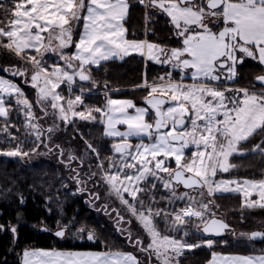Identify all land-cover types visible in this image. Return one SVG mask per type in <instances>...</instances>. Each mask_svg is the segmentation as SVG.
Here are the masks:
<instances>
[{
  "label": "snow or ice",
  "instance_id": "1",
  "mask_svg": "<svg viewBox=\"0 0 264 264\" xmlns=\"http://www.w3.org/2000/svg\"><path fill=\"white\" fill-rule=\"evenodd\" d=\"M140 3L145 4V0H140ZM145 6L159 8L171 18L176 34L183 38L181 48H172L169 54L147 40L126 39L127 29L123 21L128 14V0L0 2V48L18 57L27 50H35L41 55V49L45 52L61 50L65 67L53 66L51 72L41 67V60L36 56L27 58L38 69L31 75L32 84L38 89L37 103L48 102L50 99L51 107L59 109L60 118L65 121L68 120L67 112L81 120L95 121L93 112L105 118L102 120L106 128L105 135L119 138L120 141L112 145L114 152L119 155V163L110 160L105 170L104 161H100L97 167L102 172L101 178L150 237V242L144 245L139 237L133 241L129 231V242L146 253L149 259L154 255L159 264H179L178 258L184 249L202 245L162 235L154 220L162 213L145 208L144 201L138 199L137 193L144 191L139 187V182L149 177L156 178L170 191V202L172 199L187 198V207L175 213H163L166 221L169 216L173 217V231H179L186 220L192 218L200 219L204 233L220 235L229 229V225L222 220L207 218L214 217L215 213L211 207L213 201L209 199L205 202L204 197H212L217 192L241 190L236 180L216 181L214 178L218 172L230 171L233 165H230L229 158L237 153V146L241 142L264 134V75L255 78L261 84L259 90L241 88L221 91L209 84L218 82L221 76L217 73L224 69L228 73L227 79H234L237 76V65L243 64L246 58H252L264 66V0H199V3L196 0H147ZM206 18L215 21L218 31L208 27ZM80 22H83V31L79 40L74 42L73 26ZM45 39L47 44L44 43ZM53 41H58L55 48L52 47ZM70 44L74 45L76 51L71 56H64L62 50ZM145 49L148 58L157 63H171L175 68L191 70L193 83L175 82L170 73L159 78L161 81L167 80L166 83L149 84L145 78L138 87L147 90L144 101L148 107H137L132 100L109 98L103 109H88L87 113L74 111V105L83 104L81 95H77L74 100L68 99L67 109L60 103L64 97L56 89L61 83H68L71 89L76 76L81 81L91 80V65L99 66L102 61L114 57L123 59L132 52L143 55ZM237 53L241 55L237 57ZM161 55L166 58L161 60ZM15 74L24 75V72L17 69ZM226 92L235 95L228 97ZM12 93L22 95L18 85L0 77V116L5 118L8 110L3 106V95ZM17 103L28 109L32 107L27 99L18 100ZM130 109L134 112H130ZM152 111L155 119L148 122L145 117ZM27 115L31 117V111ZM117 125H126V130L120 131ZM29 126L36 133L37 141H40L41 132L37 125ZM48 131L52 132L53 129L49 128ZM131 138H137L139 142L132 144ZM189 146L196 148L190 159L185 155V149ZM87 147L99 157L91 144ZM251 151L264 156V140ZM2 154L9 157L28 156L19 145ZM75 159V156L69 157V161ZM168 160H174L175 169L164 166ZM160 172L167 173L168 178L159 176ZM95 175L91 173V176ZM75 179L77 183H82L79 174ZM174 184L197 190L200 201H195L187 192L176 195ZM232 184H237V188H230ZM243 184L258 190L259 194V201H251L247 206L264 208V179L244 180ZM78 190L84 191L83 188ZM125 193L131 197V203L124 198ZM244 195L247 197L250 193L244 190ZM93 198L99 199V196L93 194ZM20 200L23 203L22 196ZM194 203L199 204V210L193 207ZM113 211H116L117 223L124 221L118 210ZM126 222L130 224L131 219ZM196 227L200 229L199 224ZM67 228L68 225H64L55 235L64 237ZM0 230H3L2 225ZM10 231L16 233L17 229L13 226ZM77 231L86 232L89 241L96 239L95 233L86 228ZM240 235L246 236L249 241L264 239V232L261 231ZM204 244L211 248L214 241L207 239ZM105 248L107 250L104 251L26 249L22 253V264H141L132 253L113 251L107 245ZM209 264H264V255H220L213 252Z\"/></svg>",
  "mask_w": 264,
  "mask_h": 264
},
{
  "label": "trees",
  "instance_id": "2",
  "mask_svg": "<svg viewBox=\"0 0 264 264\" xmlns=\"http://www.w3.org/2000/svg\"><path fill=\"white\" fill-rule=\"evenodd\" d=\"M1 2H6V0H2ZM145 13V8L140 3V0H130V11L126 20L128 35L130 37L141 38L147 30V38L163 47L172 48L182 44L181 37L176 34V29L166 13L155 8L150 9L147 28L144 18ZM20 65L21 63L18 61L16 55L0 48V73L14 76V79L19 81L26 91L27 96L34 101L36 100V94L32 92V87L23 79L18 78L17 74L11 73L13 69H20ZM5 68L8 71H4ZM169 68V66L163 63L151 61L145 65L143 57L137 55H132L123 60H110L98 67H90L93 77L92 81L95 82L93 84L97 85L96 90H103L104 92L111 90L114 93L116 89L123 88L119 90L120 94L132 95V97L135 95L132 89L141 85L144 74L148 78H151V76L162 75ZM263 71V67L258 61L249 58L240 65V77L232 81L231 84L250 88L261 86L255 82V76ZM101 93L103 92H99L97 95H86L87 104L91 105L93 109L97 107L102 108L105 105L107 97ZM137 102L144 104V99L138 98ZM8 106L10 107L8 108L7 118H0V135L3 133L2 128L9 127V125H13L12 129L15 133L23 135L25 119L22 116V107L14 104L13 101L9 102ZM96 115V120L91 123L92 126L86 125L79 120L77 124L84 131L86 127L88 130H91L89 138L99 148V155L105 158L106 155H110V152L113 151L110 144L113 139L104 135V123L99 120L101 118L100 114L96 113ZM16 128H19V131ZM70 132L76 133V125L71 124V126L64 129L61 135L71 137L72 134ZM249 145V143L243 144L245 150L251 149ZM31 146L28 145L27 147L31 148ZM245 153V155L238 154L232 157L231 162L234 164L232 168L233 174L242 177L261 178L264 175V156H261L259 153H253L251 150ZM65 174V171L60 167L58 168L57 164H50L46 159L42 160L41 164H35L33 168L26 163L16 161V158L15 160H10L7 164L0 160V225L3 226V230H0V264H21L23 250L29 246L59 247L64 249L90 246V244L62 242L51 233L41 232L37 227L41 223L42 218L53 222V219L59 215V210H56V207L60 204L66 203L65 207L63 206V211L65 210L66 215H69L75 212L74 202L76 199V207H81L79 213L76 210L77 218H80L87 209L83 198L75 197L74 185L72 187L61 188L59 175L63 178ZM233 174L229 173L226 175ZM73 180L76 182L75 178ZM169 195H171L170 191L165 189L160 183L159 188L156 190V200H159L160 196L170 197ZM21 196L23 197V203L20 200ZM59 196L61 199H58ZM47 199H49L48 206L54 211L53 215L47 214L44 206ZM59 201H61L60 204ZM163 203L167 204V202ZM184 204V201L178 200L172 207V211L181 209ZM158 205L162 206L163 204L158 203ZM216 205L218 213H223V217L238 224L241 228L252 229L260 224H264V208H250L246 206L240 194L219 195ZM91 217L94 218V215L92 214ZM160 218H157V222L159 228L164 229V231L162 230L164 233L166 227L163 228L162 225L165 222ZM16 224L19 225V228H17ZM9 226H16L17 237L15 233L12 234L10 232ZM201 234L204 238L207 237L203 233ZM189 240H191L190 236ZM201 245V247L193 248V250H187L181 256L182 264H208L213 251L229 253L264 252V245L251 246L247 240L219 239L211 248L206 244ZM137 253L141 264H157L152 258L149 259L146 253L143 255L139 252Z\"/></svg>",
  "mask_w": 264,
  "mask_h": 264
},
{
  "label": "rangeland",
  "instance_id": "3",
  "mask_svg": "<svg viewBox=\"0 0 264 264\" xmlns=\"http://www.w3.org/2000/svg\"><path fill=\"white\" fill-rule=\"evenodd\" d=\"M197 3H199V0H196ZM145 8V7H144ZM146 11V9H145ZM147 17H150L149 13L146 11L145 13V25L147 28ZM83 22H80L78 25H74V30L79 29L82 26ZM79 31V30H76ZM213 31V30H212ZM78 35V33L76 32L75 37ZM141 38H147V36L144 34L143 37ZM183 38L181 37V40ZM149 40V39H148ZM151 41V40H149ZM152 43H154L153 41H151ZM156 44V43H154ZM161 46V45H160ZM183 46V44H181V46H177L176 48H181ZM53 47V46H52ZM55 48V47H54ZM63 55L64 56H70V52H68L66 49L62 50ZM41 53H43L42 55L40 53L35 52V50H29L26 51L24 54H22V56L18 57V61L21 63V65L19 66V70L24 72V75H18V78L23 79L25 82H27L31 87H32V92L36 94V100L32 101L26 94V91L23 89L22 85L20 84L19 81H16L14 79V76H9L3 73H0V77L9 80L10 82L16 84L19 86L22 95H17L16 93H12L11 95L9 94H4L3 95V99H4V107L8 110V108L10 106L9 102H14V104L19 105L20 107H22V116L25 119V126H24V134L21 135L16 132L13 131V125H9V127H3L2 128V134L0 135V140H1V144H0V160H2V162H6L9 163L10 160H15L19 161V162H23L28 164V166L30 165L31 168H33V166L35 164H41V161L46 159L45 155L46 152L44 151V139H45V135L48 133V129L52 128L53 131L55 132H50V134H62L65 128H68L69 126H71V124L76 125V133H72L70 132V134L74 135L76 134V136H79L80 139V146L82 144V147L79 149H76V152H79V158H80V163L81 161L83 163H81V168L80 170H76V177L77 174H79V179L82 181V183H77L76 180V188L78 186V184L81 185H90L91 183H103V190L106 192V197L105 199H107V197L114 195L113 197L116 199H119L115 194L111 193L109 190L107 191L106 189H109V186L102 180V172L101 170L96 167L95 168H91L92 166V159L94 158V156H96L94 153L91 152L90 149H88L87 145L91 144L92 146H94L95 144L93 143V141L89 138L91 130H88L86 127V130L84 131L83 129H81L80 127H78V120L81 121L82 123H85L86 125H90L92 126V122H94L93 120H81L79 117H73L71 112H67L68 115V120L65 121L63 119L60 118V113H59V109H53L51 107V101L49 99L48 102H43V103H37L38 100V89L36 87L33 86L32 81H31V75L35 72L38 71V69L36 68V66L27 58L29 56H36L37 59L41 60V67L47 69L48 72H51L53 66H59V67H65V61L63 59H61V50H57V51H47L45 52L43 49H41ZM241 54L237 53V57H239ZM143 61L145 63V65H147L149 63V59H145L143 57ZM156 63V61H152ZM75 63V62H74ZM237 69V67H236ZM69 72L72 71V69H67ZM16 69L11 70V73H15ZM89 72L91 75V80L89 81H81L79 79V77H75L74 78V82L71 85V89H69V85L68 83H61L60 87L56 89V92H58L61 96L64 97V100L60 101L61 104L64 105L65 109H67V100L68 99H72L74 100L75 97L77 95H81L82 97V101L83 104H77L74 105V111H84L87 113L88 109H93V107L89 104H87V101L85 99L86 95H97L99 92H103L101 94H105L107 99L112 98V97H122V98H127V99H133L135 101L136 104H139L137 102L138 98H142L144 99L145 96H147V90L145 88H141V87H134L132 90L134 92V96L132 97V95H124V94H120L119 90H122L123 88H118L115 90L114 93L111 92V90H106L105 92L102 91H98L96 90L97 85L93 84L95 83L94 81H92V73H91V69L89 68ZM222 72L225 75H228L227 70L224 69L222 70ZM160 77H166V75L162 74L159 76H151V78H148V76H146V74H144L142 83L144 82L145 78L147 79L149 84L152 83H165L167 80L165 81H161L159 78ZM173 81L176 79H184L182 77L180 78H176L172 76ZM190 80V83L187 84H191L193 83L192 79H188ZM141 83V84H142ZM216 83H223L222 81H218V82H214ZM227 85H229V82H225ZM231 86L234 87H227L225 89H241V88H248L247 86H240L238 84H231ZM210 87H216L217 89L219 87L217 86H210ZM261 88V86H257L256 90H259ZM224 89V90H225ZM253 90V89H252ZM250 90V91H252ZM235 95V93L233 92H226V96L231 97ZM27 99L29 101V103L32 105L31 109H28L25 105L23 104H18L17 101L18 100H24ZM107 99L105 102V105L107 103ZM136 99V100H135ZM105 105L102 107V109L105 107ZM140 105V104H139ZM144 105V104H142ZM31 111L32 116L29 117L27 115V113ZM45 112L47 114H45ZM92 115L96 116V112H93ZM0 118H5L3 116H0ZM7 118V117H6ZM150 118L151 120L154 119V116L152 113H150ZM104 118L101 117L99 120H103ZM29 124H35L37 125V127L39 128L40 132H41V136H40V141H37L36 139V133L32 130V128L29 126ZM7 129V131H3V129ZM17 131H19V128H16ZM26 130V132H25ZM88 131V132H87ZM87 132V133H86ZM105 135V134H104ZM14 138V139H13ZM110 138V137H109ZM260 138V139H259ZM264 140V134L255 136L250 138L248 141L246 142H241L238 146H237V153L234 155H238L240 153H245L248 150H252V148L257 144V143H261V141ZM42 141V142H41ZM117 142V140H111L110 144L112 146L113 143ZM249 143V148L251 149H246L243 147V144ZM37 144H39V147L37 148ZM17 145H19L21 147V150L23 152H27L28 156H23V157H9L6 155H3L2 153L4 151H8L11 150L13 148H15ZM28 145H32L31 148L27 147ZM6 146V148H4ZM36 149L35 151H33V149ZM96 149V148H95ZM69 150V148H68ZM97 152L99 153V148L96 149ZM196 151V148L194 146H191L190 149L188 151H185V155L190 159L192 152ZM113 154V152H112ZM233 155V156H234ZM231 156L229 158V163L230 165L232 164V157ZM65 159H68L69 156H64ZM96 159L98 162L100 161H104V169L107 170L108 169V163L110 160H114L117 163H119V155H106L105 158H103L101 155H99V157ZM165 167H169L170 169H173L174 167H176L174 160H168L166 161ZM232 167V168H233ZM232 168H230V171L228 173H220L218 172L217 176L214 178V180L219 181V180H236L239 182V187L241 188L240 191H229V192H217L214 194V196L212 197H208L207 195V199L204 197V201L207 202L209 199H211L213 201L212 204V212H215L217 210L216 207V200L218 199L219 195H226V194H240L243 199H244V204L247 206L248 203H250L251 201H259V194H258V190H254L252 188L247 187L246 185L243 184L244 180H255V181H259L261 179H264V175L261 178H251V177H242V176H238L236 174H233ZM63 170L65 171V177L62 178V176L59 175V178L61 179V188L64 187H72L73 185H75V181L73 180V176L74 173L72 171H70L69 168L64 167ZM91 173H96L95 176H91ZM232 173L233 175H226ZM166 173L160 172V176L164 177V179H167V177L165 176ZM91 176V178H89ZM80 185V186H81ZM106 185V186H105ZM161 185L163 186V183L161 181ZM150 186V185H148ZM232 189H236L237 188V184H232L229 186ZM105 189V190H104ZM70 190H72V188H70ZM244 190H247L250 195L245 197L244 195ZM66 191V190H65ZM175 191H180L181 194L187 192V190H183L181 189L178 185L175 186ZM205 193H206V188L204 189ZM67 192V191H66ZM57 195V194H56ZM190 196L195 198V201H200L201 197L199 195V192L197 190L192 191L191 194H189ZM77 190H76V197H77ZM171 197V195H169ZM170 197L167 196H160L159 200H154L153 196H151V194L149 193L148 190L145 189V192L143 193V195L139 196L138 199L143 200L144 201V206L145 208H151V210L153 212L156 211H161V218L165 223H163L162 227H166L165 228V232L163 233L162 230L164 231V229H160L158 222H157V218H154L156 224H157V228L158 230L161 232L162 235H170L175 239L178 240H185L188 243H200V244H204V241L207 239H212L210 237H206L204 238L200 232V229L198 230L196 225H202L201 221L199 218H192L191 220H186L185 225H183L181 227V229L179 231H173L172 227H171V223H172V216H169V218L167 219V221L164 219V215L163 213H175L177 211H179L180 209H178L177 211H172V207L174 206V204L177 203V201H175L174 199L171 200L170 202ZM78 198H84V195H80ZM77 198V200H78ZM125 198V197H124ZM58 199H61V197L59 196ZM126 199V198H125ZM128 200L131 203V197L128 195ZM181 201V200H180ZM185 202V204L183 205L182 208H185L188 206L189 202L187 200V198L185 200H182ZM163 202H167V204L163 203ZM61 203V201H59V204ZM158 203L163 204L162 206H159ZM66 204V203H65ZM65 204L63 205H59L58 207H56V210L58 209L59 212L61 211L62 207H65ZM137 208H139V204L136 205ZM78 207V206H77ZM76 207V210L78 209ZM120 209V213L125 214L127 217H131L130 212L127 210L126 206L124 207V205L122 203H120L119 205ZM193 207L196 208V210H199V204L198 203H194ZM259 207V206H256ZM256 207H250V208H256ZM86 209V208H85ZM1 214V212H0ZM92 214L94 215V218H92ZM223 214V213H222ZM220 212L218 213L217 216H222ZM65 219H68L66 216V213H62V215ZM209 219V216L207 217ZM63 220V218H61ZM134 220V224L137 225H133V227L138 228L139 232L134 233V236H139L144 240V245H146V241L148 238V235L145 233V231L143 230L142 225L140 224L139 221H137L136 219L132 218ZM67 222V221H66ZM66 222L63 223H58V226H63L65 225ZM119 226L120 224H122V222L117 223ZM17 228H19V225L16 224ZM37 227L39 229H41L43 227L42 223H39L37 225ZM79 227L81 228H86L89 231H92L95 233L96 238L101 239L102 242H105L108 247H116V248H127L129 247L128 245H125L123 243V239L120 237L116 236V230L115 228L117 226H112L109 224L107 218L102 214V213H93L89 210H85L83 212V214L81 215L80 218L76 217V240L78 239L77 236V230L79 229ZM190 227V228H189ZM9 229H11V226L8 227ZM11 232V231H10ZM12 233V232H11ZM85 234H87L86 232H84ZM185 233H187V235H185ZM13 234V233H12ZM71 235H73L74 233L70 232ZM180 234V235H179ZM191 238V240H189V236ZM204 238V239H203ZM66 239H64L63 241H66ZM150 240V239H149ZM213 241L215 239H212ZM215 244V242H214ZM213 244V245H214ZM102 246V245H101ZM105 247V246H104ZM137 252V248H134ZM187 250H191V249H184L182 252L183 256ZM193 250V249H192ZM181 256L178 258L179 264H182L181 261ZM157 258L154 256V260H156Z\"/></svg>",
  "mask_w": 264,
  "mask_h": 264
},
{
  "label": "flooded vegetation",
  "instance_id": "4",
  "mask_svg": "<svg viewBox=\"0 0 264 264\" xmlns=\"http://www.w3.org/2000/svg\"><path fill=\"white\" fill-rule=\"evenodd\" d=\"M181 46V45H180ZM177 47V46H176ZM176 47H172V48H176ZM179 47V46H178ZM166 51L169 52L170 54V50L172 48H166V47H163ZM166 57L164 55H162V58L161 60L165 59ZM247 59L249 58H246L244 61H246ZM244 63V62H243ZM166 64V63H165ZM241 64H238L237 65V69H236V72H237V76L232 79V80H229L227 79V75H225L222 71L218 72V75L221 76V79L222 82H229L231 84L232 81H234L235 79H238L240 77V73H239V67H240ZM166 66H170L169 70L171 71L170 74L171 76L173 77H176V78H180V77H183V75H186V77L190 74L191 71H189V69H180V68H175L173 67V65L171 63H168V65ZM166 73H169V71H165L163 74H166ZM257 76H255L256 78ZM177 80L179 79H176L174 80L175 82H177ZM167 82V81H166ZM165 82V83H166ZM178 82H181V81H178ZM182 82H185V83H190L189 81H186V79ZM256 82V81H255ZM216 84L214 83H211L209 84V86H214ZM219 88V90L223 91L225 88L227 87H234V86H231V85H227V84H217ZM235 88V87H234ZM249 90H252V89H255V88H250L248 87ZM48 133L45 135V139H44V151L46 152V161L50 164H53V165H56L57 164V167L59 168H64V167H67L70 169V171H72L74 173V178H76V170H80L81 168V163H80V156H79V152H76V149H79L80 151V148L82 147V144L80 146V139H79V136H76V135H72L71 137H68V136H63L61 134H50L49 131H47ZM52 132H55V131H52ZM120 141H117L115 143H119ZM130 142L132 144H136L139 142L138 139H132L130 140ZM147 139H145V143H147ZM114 144V143H113ZM112 144V145H113ZM58 146V147H57ZM93 148H96V145L92 146ZM69 148V150H68ZM113 154L117 155L114 150L112 151ZM112 152H110V155H113ZM75 156L77 157V159L75 160H71L69 161V158L68 159H65L64 156ZM92 163V167L91 168H95L97 167V164L99 163L96 159V156H94V158L92 159L91 161ZM176 167H174L173 169H175ZM158 175L160 176V173H158ZM165 176L168 178V174L166 173ZM161 183V180L159 179H156V178H152V177H149L147 180L145 181H140L139 182V187L144 189L143 192H140V193H137V196L139 198V196L143 195V193L145 192V189L149 191V193L151 194V196H153L154 200H156V190L159 188V185ZM81 184H78L77 188H76V182H75V187H74V195L76 197V190H77V197H79L80 195H84V198H83V201H84V204H85V207L87 208V210L93 212V213H102L108 220L109 224L112 225V226H117L115 228L116 230V236L117 237H120L123 239V243L125 245H128L129 247H132V248H137L133 243H130L129 240H128V232L130 231L132 233V240L134 241L137 237L139 236H134V233H137L139 232V229L138 228H135L133 227L134 224V220L131 218V223H127L126 221H128L130 219V217H127L125 214H122L120 213L119 209V205H120V200L119 199H116L114 198L112 195V197L108 196L107 199H105V197L107 196L106 195V192L105 191H102L103 189V183H91L90 185H81ZM150 185V186H148ZM153 185H155V188L153 189ZM106 186V185H105ZM176 185L174 184V187ZM181 189L183 190H187L188 191V194H191L193 189H186L184 188L181 184L178 185ZM83 188L84 191H79L78 189H81ZM105 190V189H104ZM107 191L109 190L110 191V188L106 189ZM93 194H96L99 196V199H94L93 198ZM176 195H181L180 191H176ZM124 197L126 199H128V194L125 193L124 194ZM205 198L207 199V196L205 195ZM175 201H178V200H175ZM49 205V199H47L46 203L44 204L46 210H47V214L48 215H53L54 214V211L52 210V208ZM74 206H75V212L74 213H70L67 218L68 219H65L62 215V213H65V210L63 211L64 207H62V210L59 212V215L57 216V218H54L53 219V222H49L46 218H42L41 220V223L43 224V227L40 229L41 232H45V233H51L54 237H56L57 239L61 240L62 242H65V243H82V244H90V245H97V246H105V242H102L101 239H98L96 238L94 241H89L87 239V234L85 233H79L77 232V236H78V239L76 240V199H75V202H74ZM125 207V205H124ZM114 209L118 210L120 215L124 217V221H122V224H120V226L117 224V214H116V211H113ZM81 210V207L78 206V213L80 212ZM216 210V209H215ZM215 215H218V211H215L214 212ZM212 217V216H209V218ZM63 218V220L61 219ZM225 218V217H224ZM231 225L234 226L233 229H228L227 230V233L222 235V236H215V235H206L207 237H210L212 239H215L214 242L215 244L217 243V240L219 239H225V240H247V242L251 245V246H262L264 245V239L262 240H253V241H249L247 239V237H242L240 234L241 233H246V234H250V232L252 230H255V229H258V230H261L264 232V224H260L259 226H256L252 229H245V228H241L238 224L228 220L227 218H225ZM67 221V222H66ZM63 223V222H66L65 225H68V228L65 230V236L64 237H58L55 235L56 231H58L61 227L63 226H58V223ZM137 226V225H135ZM201 227V225H200ZM81 227H79L80 229ZM121 229H123V231H121ZM70 232L74 233L73 235L70 234ZM66 241H63L64 239H66ZM141 240H143L141 237H139ZM148 238L150 239V237L148 236ZM147 239L146 241V245L147 243L150 242V240ZM144 241V240H143ZM101 246V247H102ZM138 250V249H137ZM138 252L140 254H145L144 252H141L138 250ZM225 253H229V252H225ZM236 253V252H235ZM250 253H255V252H250ZM153 260H154V255L151 257ZM157 260V259H156ZM155 263L159 264L158 261H155Z\"/></svg>",
  "mask_w": 264,
  "mask_h": 264
},
{
  "label": "crops",
  "instance_id": "5",
  "mask_svg": "<svg viewBox=\"0 0 264 264\" xmlns=\"http://www.w3.org/2000/svg\"><path fill=\"white\" fill-rule=\"evenodd\" d=\"M2 0H0V2H1ZM128 3H129V9H128V14H127V16H126V18H125V20L123 21V26H124V28L125 29H127V32H126V39H128V40H147L148 42H150V43H152L151 41H149L147 38H140V37H130L129 35H128V27H127V24H126V20H127V18H128V16H129V11H130V0H128ZM155 9H157V10H160L159 8H155ZM160 11H162V10H160ZM171 19V18H170ZM205 23L208 25V27H210L213 31H218V29H217V27H215V21L213 20V19H210V18H206L205 19ZM220 27H223V25H220ZM76 30H79V31H76ZM76 30H74V27H73V41L74 42H76V41H78L79 40V35L81 34V32L83 31V23H82V26L79 28V29H76ZM76 32L78 33V35L75 37V34H76ZM44 43L45 44H47L48 43V41H47V39H45V41H44ZM58 44V41H53L52 42V46L53 47H56V45ZM157 45H159V44H157ZM160 46V45H159ZM161 48H163L162 46H160ZM64 49H66L68 52H70V54L72 55V54H74L75 53V51H76V49H75V47H74V45L73 44H70L68 47H66V48H64ZM164 49V48H163ZM27 51H29V50H27ZM70 55V56H71ZM132 55H137V56H140V57H144L145 59H149L148 58V56H147V50L145 49V54H143V55H141L140 53H138V52H132L131 54H129V55H127V56H124L123 57V59H125V58H127V57H130V56H132ZM160 58H162V55L160 56ZM123 60V59H121V58H119V57H114V58H112V59H110V60ZM110 60H108V61H110ZM149 61H151V59H149ZM152 61H154V60H152ZM105 62H107V61H102L101 62V64H103V63H105ZM100 64V65H101ZM99 65V66H100ZM262 66V65H261ZM90 67H98L97 65H91ZM263 67V70H264V66H262ZM189 71H191V70H189ZM264 72V71H263ZM218 74V73H217ZM77 77V76H76ZM182 78H184L183 80L181 79V80H177V82L178 81H184L185 79H192L191 78V72H190V74L186 77V75H183V77ZM186 81H190V80H186ZM221 81V80H220ZM183 83H185V82H183ZM185 84H187V83H185ZM111 99H119V100H132L134 103H135V101L133 100V99H127V98H122V97H112ZM136 104V103H135ZM136 106L137 107H148L147 105H142V104H136ZM130 112H134V110H132V109H130L129 110ZM151 113V112H150ZM105 119V118H104ZM145 119L148 121V122H153V119L151 120V118H150V114L148 115V116H146L145 117ZM117 128L120 130V131H125L126 130V125H117ZM105 131H106V128H105V124H104V134H105ZM105 136H107V135H105ZM107 137H109V136H107ZM110 138H113V137H110ZM113 139H116L117 141H119V138H113ZM132 139H137V138H131V140ZM146 139V138H145ZM186 151V150H185ZM108 248H110L111 250H113V251H117V250H119V251H123V252H129V253H132V254H134L137 258H138V260L140 261V257H139V255H138V253H137V251L134 249V248H132V247H127V248H116V247H108ZM26 249H45V250H52V249H55V250H58V251H104V250H107L104 246H102V247H96V246H88V247H84V248H75V249H64V248H59V247H53V248H47V247H35V246H29V247H26L24 250H26ZM23 250V251H24ZM213 252H215V253H218V254H220V255H264V252H255V253H233V252H230V253H225V252H223V251H213ZM212 252V253H213ZM211 259H212V254H211V257H210V259H209V261H208V264H209V262L211 261ZM141 262V261H140ZM21 264H22V256H21Z\"/></svg>",
  "mask_w": 264,
  "mask_h": 264
},
{
  "label": "water",
  "instance_id": "6",
  "mask_svg": "<svg viewBox=\"0 0 264 264\" xmlns=\"http://www.w3.org/2000/svg\"><path fill=\"white\" fill-rule=\"evenodd\" d=\"M166 64H168V63H166ZM261 75H264V73H261V74H259L258 76H261ZM257 82V81H256ZM258 84H260L259 82H257ZM189 148H190V146H189ZM188 148V149H189ZM188 149H186V150H188ZM182 185V184H181ZM183 186V185H182ZM184 187V186H183ZM185 188V187H184ZM186 189H188V188H186ZM212 218H215V219H219V220H222L224 223H226V224H228L229 225V229H233L234 228V226L233 225H231L225 218H223L222 216H217V215H215L214 217H210L209 219H212ZM16 227V226H15ZM202 228H203V225H201V227H200V230L202 231ZM255 231H261V230H258V229H255V230H252L250 233H252V232H255ZM203 232V231H202ZM261 232H263V231H261ZM204 233V232H203ZM227 233V230H225V231H223L220 235H215V234H213V233H204V234H206V235H215V236H222V235H224V234H226ZM16 237H17V231H16ZM256 240H262V239H260V238H257Z\"/></svg>",
  "mask_w": 264,
  "mask_h": 264
}]
</instances>
